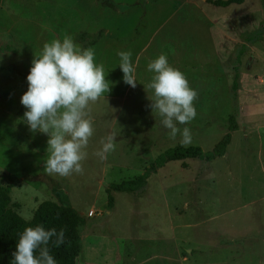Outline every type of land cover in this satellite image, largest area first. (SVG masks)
Wrapping results in <instances>:
<instances>
[{
    "label": "rangeland",
    "instance_id": "rangeland-1",
    "mask_svg": "<svg viewBox=\"0 0 264 264\" xmlns=\"http://www.w3.org/2000/svg\"><path fill=\"white\" fill-rule=\"evenodd\" d=\"M1 5L0 183L12 188L13 210L28 220L46 200L78 210L85 222L77 264H130L135 254L147 257L145 264H264V0L227 7L207 0H2ZM66 35L94 49L110 90L89 104L94 132L83 172L62 177L46 171L49 137L23 124L20 98L34 56ZM120 51L132 53L134 88L124 82ZM161 53L198 91L197 115L178 125L175 137L152 110L147 87L153 76L147 65ZM232 115L238 128L224 156L169 162L143 190L115 192L110 207V184L138 178L170 147L214 149ZM184 127L191 130L187 145ZM109 135L115 136V148L100 159L96 153ZM10 174L19 179L10 180Z\"/></svg>",
    "mask_w": 264,
    "mask_h": 264
},
{
    "label": "clouds",
    "instance_id": "clouds-1",
    "mask_svg": "<svg viewBox=\"0 0 264 264\" xmlns=\"http://www.w3.org/2000/svg\"><path fill=\"white\" fill-rule=\"evenodd\" d=\"M118 56L124 82L134 88L137 79L132 53L120 51ZM147 69L153 73L147 85L153 92L151 108L175 137L181 131L178 125H187L195 119L198 91L164 53L153 59ZM105 77L103 65L95 61L94 49L82 48L70 35L46 43L40 54L34 56L26 77L28 87L20 103L26 109L23 120L29 129L49 137L44 166L49 174L67 177L83 172L81 162L87 156L85 149L94 132L88 108L90 102L110 90ZM114 141V135L102 141V148L96 153L100 159L114 150ZM190 142L191 130L184 127L182 143ZM50 242L56 247L63 244L64 230L45 228L43 224L26 227L12 253V264H57L50 254Z\"/></svg>",
    "mask_w": 264,
    "mask_h": 264
},
{
    "label": "trees",
    "instance_id": "trees-1",
    "mask_svg": "<svg viewBox=\"0 0 264 264\" xmlns=\"http://www.w3.org/2000/svg\"><path fill=\"white\" fill-rule=\"evenodd\" d=\"M207 1L216 6L227 7L232 4H242L245 0ZM1 4L2 0H0V8L2 7ZM87 35V32H84L80 38L86 39ZM97 40L98 38H94L89 44L93 45ZM239 79L240 72L238 69L233 84L235 90L239 86ZM230 121L229 131L214 149L205 151L198 145L170 147L161 152L138 178L110 184L107 189L110 207L115 206V192H137L143 190L147 187L150 177L169 162H184L187 159L195 158L209 162L217 157L224 156L227 153L228 146L232 143L233 132L238 128L235 115L231 116ZM9 178L12 181L19 179L15 174H10ZM48 179L53 183L54 194L61 197L62 192L59 186L51 177ZM27 180L34 181L31 177H28ZM11 190L10 185L0 183V264H12V253L15 251L20 233L26 227L35 226L36 224H43L45 228H56L57 231L63 229L65 242L59 247L50 242L48 245L50 254L55 257L57 264H77L82 251L81 245L83 241L79 227L85 222L81 213L66 203L46 200L38 206L32 219L28 220L11 208L13 202Z\"/></svg>",
    "mask_w": 264,
    "mask_h": 264
},
{
    "label": "crops",
    "instance_id": "crops-1",
    "mask_svg": "<svg viewBox=\"0 0 264 264\" xmlns=\"http://www.w3.org/2000/svg\"><path fill=\"white\" fill-rule=\"evenodd\" d=\"M23 124L27 125V123L25 121L23 122ZM30 141L33 145H35L36 153L42 154L43 150L38 146V143H36L33 140H30ZM148 260L149 259H147V257H145V256L140 257L138 254H135V256L131 258L130 264H145V263H147Z\"/></svg>",
    "mask_w": 264,
    "mask_h": 264
},
{
    "label": "built area",
    "instance_id": "built-area-1",
    "mask_svg": "<svg viewBox=\"0 0 264 264\" xmlns=\"http://www.w3.org/2000/svg\"><path fill=\"white\" fill-rule=\"evenodd\" d=\"M93 214H94V211H91V212H90V215H93Z\"/></svg>",
    "mask_w": 264,
    "mask_h": 264
}]
</instances>
